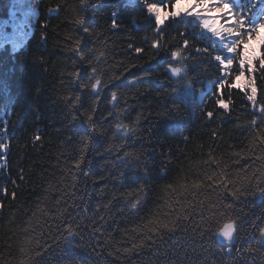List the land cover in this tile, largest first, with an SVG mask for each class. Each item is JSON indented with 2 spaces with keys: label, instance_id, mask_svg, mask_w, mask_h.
Masks as SVG:
<instances>
[{
  "label": "trees",
  "instance_id": "1",
  "mask_svg": "<svg viewBox=\"0 0 264 264\" xmlns=\"http://www.w3.org/2000/svg\"><path fill=\"white\" fill-rule=\"evenodd\" d=\"M164 1L0 0L38 12L0 53V264H264V70L253 103ZM221 77L227 109L189 97Z\"/></svg>",
  "mask_w": 264,
  "mask_h": 264
},
{
  "label": "snow or ice",
  "instance_id": "2",
  "mask_svg": "<svg viewBox=\"0 0 264 264\" xmlns=\"http://www.w3.org/2000/svg\"><path fill=\"white\" fill-rule=\"evenodd\" d=\"M260 4L264 6V0H260ZM250 6V4H249ZM147 12L150 14H155V23L157 25L162 23V17L160 15L161 6L157 4H147ZM261 11L260 8L256 9L257 14ZM201 13H213L212 15H204ZM192 15L193 19L197 20L196 27H200L204 30H207L214 39V43L210 44V47H213V51H216L218 54L215 55L214 60L218 62V67L221 72L224 73V76H227L229 71V66L234 63L235 59L239 61V73L236 76V87H240V81L244 76L245 69L248 72H255L257 65L261 70H264V37H261V30H264V20L259 22H251L249 17L245 14L243 8L237 9L232 0H195V3L192 6V9L188 13H185V17ZM173 16H180V13H173ZM183 18L178 20L177 23H182ZM81 23V21H77ZM189 23H192L190 20ZM219 23V26L217 24ZM115 23L113 27H115ZM87 31V29H85ZM203 36V33H201ZM256 39L259 43L260 50L257 48H250L249 45ZM77 46L79 45V40L76 41ZM131 47V45H130ZM136 52H140V48L135 49ZM207 51V48L203 49ZM231 54V55H230ZM179 53L172 52V56L176 57ZM93 73L96 72V69H92ZM180 69L173 68V74H179ZM92 79H95L96 85L101 83L100 79L97 76H93ZM225 80L223 77L217 82L220 89L224 88ZM96 85H93L95 87ZM98 95V93H96ZM113 99H115V93L112 94ZM248 99L255 103V89H253V94L248 96ZM217 103H220L224 108H227L228 105L224 104L222 100H218ZM261 119H264V107L260 109ZM212 112L208 113V116L211 117ZM87 120L92 122V116L88 115ZM256 123V121H253ZM3 148L7 149V145H2ZM130 155L128 153L125 154ZM83 160V157H81ZM79 166V164H78ZM264 177V173L261 174ZM195 186V185H194ZM168 188H171L172 185H168ZM186 187V186H182ZM261 196H264V191L260 193ZM132 208H137L136 203H131ZM149 225H152L149 227ZM159 227L168 228V224L160 223ZM144 228L147 231L155 232L157 231V226L154 221H149L148 224L144 225ZM172 228H169V231H172ZM234 224L229 221L223 224L222 228L219 231V235L223 236L226 240L232 241L233 237ZM69 234H71L72 229L69 227ZM135 247V245H134ZM125 251H129L126 249Z\"/></svg>",
  "mask_w": 264,
  "mask_h": 264
},
{
  "label": "rangeland",
  "instance_id": "3",
  "mask_svg": "<svg viewBox=\"0 0 264 264\" xmlns=\"http://www.w3.org/2000/svg\"><path fill=\"white\" fill-rule=\"evenodd\" d=\"M168 13V12H167ZM169 14V13H168ZM168 14H166V12H162V11H160V15H161V17H162V23L161 24H159L158 26L159 27H163L164 26V23H165V21L170 17ZM150 15H152V16H155V14H150ZM21 24V23H20ZM19 24V25H20ZM19 25H16V26H14V28H13V30L14 29H17V27L19 26ZM23 26V25H22ZM21 26V27H22ZM157 25H156V27L157 28H159ZM217 26H219V23L217 24ZM5 34H6V36L8 37V36H10L11 35V33H10V29L9 28H6V30H5ZM240 83V88H242V89H246V88H248V89H250L252 92H253V89H255V94H256V89L257 88H255V86H254V84H252V80H251V78H249L248 77V72L247 71H245V73H244V76H243V78L241 79V81L239 82ZM236 84H237V81L235 82V86H236ZM211 89V84L210 83H208L207 85H206V89H202L201 90V93H199L198 94V99H199V101L201 102V101H203V99H204V96H205V90H210ZM223 103L225 104V101H223ZM222 106V105H221ZM234 224V223H233ZM220 231V230H219ZM219 231H218V234H217V238L221 241V242H223V243H225V244H228V245H232L234 242H235V239H236V232H235V224H234V230H233V237H234V239L230 242V241H228V240H226L223 236H221V235H219ZM263 231V233H262V235H261V237L263 236V238H264V229L262 230ZM263 241H264V239H263Z\"/></svg>",
  "mask_w": 264,
  "mask_h": 264
}]
</instances>
